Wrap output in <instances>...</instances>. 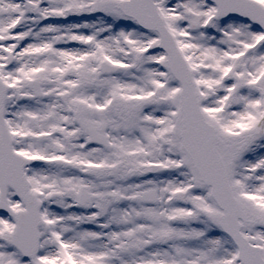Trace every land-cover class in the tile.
Wrapping results in <instances>:
<instances>
[{"label": "snow or ice", "instance_id": "snow-or-ice-1", "mask_svg": "<svg viewBox=\"0 0 264 264\" xmlns=\"http://www.w3.org/2000/svg\"><path fill=\"white\" fill-rule=\"evenodd\" d=\"M0 264H264V0H0Z\"/></svg>", "mask_w": 264, "mask_h": 264}]
</instances>
